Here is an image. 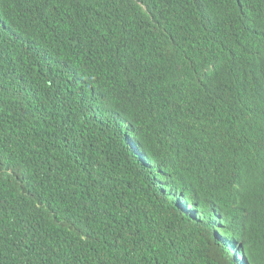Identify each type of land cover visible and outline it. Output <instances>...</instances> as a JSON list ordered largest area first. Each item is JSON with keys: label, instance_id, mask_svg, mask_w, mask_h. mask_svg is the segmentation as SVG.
I'll list each match as a JSON object with an SVG mask.
<instances>
[{"label": "trees", "instance_id": "obj_1", "mask_svg": "<svg viewBox=\"0 0 264 264\" xmlns=\"http://www.w3.org/2000/svg\"><path fill=\"white\" fill-rule=\"evenodd\" d=\"M0 264H264V0H0Z\"/></svg>", "mask_w": 264, "mask_h": 264}]
</instances>
